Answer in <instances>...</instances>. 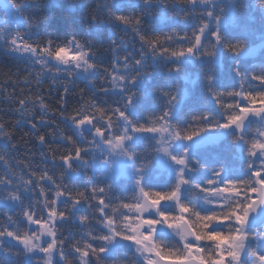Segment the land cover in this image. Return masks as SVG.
<instances>
[{
  "label": "snow or ice",
  "instance_id": "1",
  "mask_svg": "<svg viewBox=\"0 0 264 264\" xmlns=\"http://www.w3.org/2000/svg\"><path fill=\"white\" fill-rule=\"evenodd\" d=\"M119 3L121 6L125 4L124 0ZM142 3L150 6L154 0H142ZM155 3L160 5L162 13L170 6L169 0H155ZM179 3L180 0H173L171 5L179 6ZM184 3L191 6L184 11L185 21L190 17L200 21L191 27L190 35L173 31L149 36L142 29L144 16L151 15L150 10L139 14L132 10L118 12L112 7L105 10V21L131 28L146 51H141L140 57L131 62V53L115 58L113 71L108 73L110 87L100 89L103 93L120 94V102L115 106L91 103V112L77 110L71 116L61 113V118L75 127L76 135L86 146H79L71 135H62L61 139L67 141L72 150L62 155L59 161L65 166L66 174L69 171L75 173L74 164L86 159L83 153L99 151L102 145L103 151L99 155L105 165L103 182L90 184L83 191H76L74 196L63 183L64 177L57 182L47 171L38 176L36 188H33L31 179L36 176L35 172L22 182L9 175L0 176V199L13 207L27 225V230L21 231L19 221L13 215L4 214L6 224L0 225V257L6 252L13 257L12 264H20L21 257L24 264H129L117 256L119 250L127 249L133 257L130 264H264V231L255 229L257 219L264 221V70L243 72L240 58L249 55V45L243 39L228 38L224 31L234 23L238 14H242L245 6L241 0H228V5L224 0H184ZM10 4L16 16L23 20L17 6L11 0ZM128 4L131 9V3ZM197 5L202 6L199 11ZM258 5L264 17V0H258ZM43 19L46 21L47 17ZM89 19L93 25L102 22L96 15ZM24 23L26 30L23 34L18 28L11 33L0 30V44L9 56L16 54V60L27 54L24 58L30 67L40 65L43 72L37 76V84H42L46 75H52L50 91L57 90V74L71 81L80 71L87 74L95 70L96 65L90 59L94 55L90 42L81 41L76 36L63 42L42 38L36 31L38 23ZM175 43L181 45L178 50L173 47ZM221 50L234 58L232 71L239 80L237 88L219 92L214 87V76L209 73L205 77L207 91L222 111L223 122L213 120L209 113H202L192 116L188 127H179L172 121L181 99L175 90L162 93L166 97V106L158 114L143 123L131 118L129 110L136 95L131 86L147 70L144 59L149 53L153 58L176 61L186 57L214 60ZM169 71L179 73V63ZM245 76L254 82V87L245 86ZM60 87L64 92L60 106L65 108L70 88L68 85ZM18 103L23 112L27 101L21 99ZM40 105L41 110L47 112L42 99ZM250 118L258 120L261 127L249 137L245 135V127ZM44 123L46 121L40 118L31 123V128L35 130L38 124ZM3 128L4 125L0 124V136L9 148H17L11 133L3 132ZM85 128L91 134L90 140L85 137ZM209 129L234 130V140L244 146L248 161L245 178H225L222 169L214 170L211 178L203 184L194 183L185 176V170L193 171L188 164L189 150L185 148L181 154H174L171 151L174 143L192 141ZM145 134L155 139L157 146L153 152L164 154L179 166L175 185L170 190H153L143 183L149 162H137L140 154L133 141L145 139ZM39 142H45L44 135H39ZM120 159L128 162L127 170L118 167ZM4 160L5 157L0 156V161ZM123 176H130L133 182L131 197L113 195V186ZM44 180L53 185L51 197L40 183ZM189 184L200 193L204 208L181 198L183 186ZM166 202L174 204V211L162 207ZM81 204L99 213V218L80 215V224L96 219L103 230H90L88 241L76 240L68 245L73 257L69 260L65 254L67 238L61 225ZM250 240L256 241L255 248L249 247ZM0 264H5L2 258Z\"/></svg>",
  "mask_w": 264,
  "mask_h": 264
},
{
  "label": "trees",
  "instance_id": "2",
  "mask_svg": "<svg viewBox=\"0 0 264 264\" xmlns=\"http://www.w3.org/2000/svg\"><path fill=\"white\" fill-rule=\"evenodd\" d=\"M241 2L245 6L242 8V14H238L234 23L224 31L228 38L243 39L249 45V55L240 58L242 71L259 73L264 70V17L259 10L258 0H241ZM11 3L17 6L23 19L28 23L39 24L36 31L42 38L63 42L71 36H76L81 41L90 42L94 53L90 59L96 68L87 77L76 76L71 81L68 77L57 74V90L50 91L53 85L52 75H46L43 83L37 84V76L43 72L40 65L30 67L24 58L26 56L16 60V54L9 56L2 45L0 46V124L4 125L3 132L11 133L12 142L18 145L17 148L11 149L0 136V156L5 157L4 161H0V176L9 175L22 182L35 172L36 176L31 179L33 188H36L38 176L47 171L57 182H61V177H64L63 183L67 184L75 196L76 191H83L90 184L103 182L104 174L102 170L94 168L93 156L97 154L95 152L83 153L86 159L74 164L77 168L76 172L69 171L66 174L65 166L59 161L62 155L72 149L67 141L61 139V136L71 135L78 141L79 146L86 145L76 135L74 126L68 120L61 118V113L71 116L77 110L91 112L93 111L89 107L91 103L103 107L115 106L120 102V94L100 91L101 88L110 87L108 73L113 71L112 64L115 58H123L131 53L129 57L131 62L133 58L140 57L141 51H146L131 28H126L117 22L105 21V10L112 7L118 12L132 10L137 14L150 10L151 15L144 16L142 29L149 36L170 34L173 31L188 32L190 35L191 27L200 21H195L194 17L185 21L184 11H188L191 6L186 5L184 0H180L179 6H172L173 0H169L170 6L164 13L155 0L150 6H145L142 0L124 1L123 6L119 0H11ZM128 3H131V9ZM201 7L197 5V11ZM91 15L98 16L102 22L93 25L89 19ZM0 17L6 18L1 6ZM44 17H47L46 21ZM180 46V43L173 45L177 50ZM144 62L147 70L131 86L136 94L133 106L129 110L133 120L143 123L161 112L166 106V97L162 93L175 90L178 91L181 99L173 112L172 121L179 127H188L192 123V116L202 113H209L213 120L223 122V113L208 93L205 77L209 73L214 76V87L219 92L238 87L239 80L232 71L234 58L228 53L221 50L214 60L186 57L180 61L165 57L153 58L149 53ZM177 63L181 71L179 73L169 71ZM102 77L107 79L102 80ZM26 80L29 82H25ZM61 85H68L70 88L65 108L60 106V97L64 96ZM245 86L254 87V82L247 76H245ZM21 99L27 101L23 112L20 111L21 106L18 103ZM41 99L47 112L41 110ZM225 99L227 100L226 97ZM40 118L46 123L38 124L33 130L31 123H36ZM258 127L261 126H255L251 119L245 135L252 136ZM210 130L214 129L208 131ZM208 131L195 138L203 140ZM84 134L87 139H91L87 129H84ZM39 135L45 136L44 143L39 142ZM234 135L235 133H229L216 141H201L193 147V151L188 154V164L193 171H190L186 177L194 183L203 184L206 179L211 178L214 170L222 169L225 178H245L248 173L245 149L241 143L234 140ZM133 143L140 154L137 162L140 160L149 162L143 180L145 187L153 190H170L175 185V177L166 169L156 166L157 153L152 151L157 146L155 139L145 134V139L134 140ZM40 183L48 190L47 194L51 197L54 193L53 185L48 180ZM132 187L131 178L123 176L113 186V195L122 198L131 197ZM36 195L39 198L38 189ZM199 197L200 193L192 184L185 185L182 199L191 200L204 208ZM25 202L27 203V199ZM168 205L162 207L166 210L170 207L174 211V204ZM67 206L70 207V204ZM5 213L13 215V218L19 221L21 231L27 230V225L15 213L13 207L6 205L5 201L0 199V225L6 224ZM80 215L99 218V213H94L86 204H81L70 219L61 225L62 233L67 238L65 254L69 260L73 257L68 245L76 240L88 241L90 230H103L96 223V219L81 225L78 219ZM258 230L264 231L262 224H259ZM250 246L255 248L256 241L251 240ZM117 256L129 264L133 259L127 249L119 250ZM0 258L5 264H12L13 257L6 252ZM20 264H24L22 257Z\"/></svg>",
  "mask_w": 264,
  "mask_h": 264
},
{
  "label": "rangeland",
  "instance_id": "3",
  "mask_svg": "<svg viewBox=\"0 0 264 264\" xmlns=\"http://www.w3.org/2000/svg\"><path fill=\"white\" fill-rule=\"evenodd\" d=\"M124 1H128V0H124ZM158 4V3H157ZM224 4L228 5V0H224ZM0 6L3 8L6 18L5 17H0V30H3L5 33H11L14 32V30H16L17 28L20 30L21 34L24 33V31L26 30L25 28V23L27 22L25 19L21 20L19 17H17V13L13 10L11 4H10V0H0ZM158 6L160 7V5L158 4ZM206 7V6H205ZM2 44H0L1 46ZM24 56H27V54H24ZM92 71H90L89 73L85 74L82 71H80L77 76H81V77H87ZM252 118H250L251 121ZM249 121V124H250ZM252 121H254L255 126H261L260 122L258 120L252 119ZM249 124L247 126V129L249 128ZM75 128V127H74ZM259 128V127H258ZM87 129V128H85ZM246 129V130H247ZM76 130V129H75ZM245 130V131H246ZM218 132L219 130H210L206 133L205 137L202 139L199 138H195L192 141H178L174 143L173 148L171 149V151L174 154H181L183 149L187 148L188 154L190 152L193 151V147H196V145H198L201 141H209V140H213L216 141L219 139L218 137ZM235 133V132H232ZM228 135V134H227ZM100 151H103V146L101 145L100 150L99 151H95V163H94V168L95 169H100L102 170L103 174H105V165L101 162L100 160ZM156 166L159 167L160 169H166L169 173H172V175H174L175 177V173L178 170L177 165H175L167 156H165L162 153H157V163ZM118 167L120 169H125L127 170L129 165L128 162L126 160L120 159L118 161ZM190 171L185 170V176L189 174ZM130 177V176H129ZM185 186H183L182 188V194L184 192ZM168 204H172V202H166L165 206H169ZM264 221L261 223L263 224ZM34 227V226H33ZM259 224L255 225V229L258 230ZM250 242L249 241V247L250 246Z\"/></svg>",
  "mask_w": 264,
  "mask_h": 264
},
{
  "label": "water",
  "instance_id": "4",
  "mask_svg": "<svg viewBox=\"0 0 264 264\" xmlns=\"http://www.w3.org/2000/svg\"><path fill=\"white\" fill-rule=\"evenodd\" d=\"M248 124H249V121L246 122L245 130L247 129ZM232 132H234V130H232V129H228V130H219V132H218L217 135H218V137L222 138V137L226 136L228 133H232ZM261 222H262V221H261L260 219H257L256 222H255V225H258V224H260Z\"/></svg>",
  "mask_w": 264,
  "mask_h": 264
}]
</instances>
